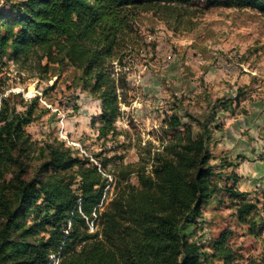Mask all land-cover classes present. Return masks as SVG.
<instances>
[{
    "label": "trees",
    "instance_id": "obj_1",
    "mask_svg": "<svg viewBox=\"0 0 264 264\" xmlns=\"http://www.w3.org/2000/svg\"><path fill=\"white\" fill-rule=\"evenodd\" d=\"M5 4L0 10V264H49L51 253L59 254V264H239L244 257L228 243L230 230L212 244V254L184 233L221 190L243 196L237 164L213 154L218 143L211 124L215 112L209 119L185 112L197 132L188 126L186 138L169 141L157 153L152 174H139L138 186L119 179L105 206L107 178L98 166L62 142L39 146L26 129L45 113L39 96L26 101L21 93L6 94L1 76L5 58L20 63L35 55L42 79L72 68L73 86L83 87L101 102L99 136L115 133L114 122L121 114L119 90L124 91L128 82L127 73L115 71L114 65L121 69L133 53V23L141 12H153L171 26L174 21L178 29L197 15V0ZM212 8L252 9L264 15V0H207L203 9ZM185 125L176 111L164 124L173 137L182 135ZM224 169L231 174L227 185L219 187L214 178ZM235 207L249 233L259 235L263 222L258 202L243 200ZM90 221L97 227L95 233L90 232ZM247 262L264 264V252Z\"/></svg>",
    "mask_w": 264,
    "mask_h": 264
},
{
    "label": "rangeland",
    "instance_id": "obj_2",
    "mask_svg": "<svg viewBox=\"0 0 264 264\" xmlns=\"http://www.w3.org/2000/svg\"><path fill=\"white\" fill-rule=\"evenodd\" d=\"M197 2V15L178 29L174 21L171 26L153 12H141L133 23V53L121 69L114 65L115 71L127 73L128 82L124 91L119 90L121 114L114 122L115 133L99 136L101 102L83 87L73 86L72 68L42 79L35 55L20 63L5 58L1 76L6 79V94L21 93L26 101L39 96L45 113L26 128L39 146L62 142L98 166L107 178L105 206L119 179L138 186L139 174H152L157 153L169 141L186 138L188 126L197 132L185 112L202 119L215 112L211 124L218 143L213 154L237 164L243 196L221 190L184 233L212 254V244L230 230L228 243L244 257L239 264H248V258L264 252V15L252 9L204 10L207 0ZM5 5L0 0V10ZM217 100L227 106H218ZM175 111L186 124L177 137L164 126ZM226 172L231 171L224 169L221 177L214 178L219 187L227 185L231 173ZM243 200L258 202L263 224L259 223L256 237L238 219L235 204ZM89 229L96 232L94 221ZM59 263V254L51 253L49 264Z\"/></svg>",
    "mask_w": 264,
    "mask_h": 264
},
{
    "label": "crops",
    "instance_id": "obj_3",
    "mask_svg": "<svg viewBox=\"0 0 264 264\" xmlns=\"http://www.w3.org/2000/svg\"><path fill=\"white\" fill-rule=\"evenodd\" d=\"M262 163H264V162H262ZM260 164H261V162H260ZM261 165H264V164H261ZM253 175H255V174H253ZM242 176V175H241ZM253 177V176H252ZM256 182V181H255ZM250 189H252V188H250Z\"/></svg>",
    "mask_w": 264,
    "mask_h": 264
},
{
    "label": "built area",
    "instance_id": "obj_4",
    "mask_svg": "<svg viewBox=\"0 0 264 264\" xmlns=\"http://www.w3.org/2000/svg\"><path fill=\"white\" fill-rule=\"evenodd\" d=\"M43 101V100H42ZM43 102H45V101H43ZM46 103V102H45ZM102 206V205H101Z\"/></svg>",
    "mask_w": 264,
    "mask_h": 264
}]
</instances>
